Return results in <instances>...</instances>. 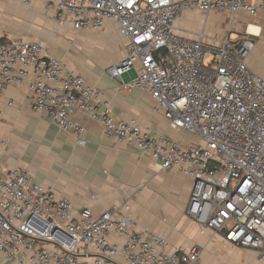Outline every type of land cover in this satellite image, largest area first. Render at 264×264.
Wrapping results in <instances>:
<instances>
[{"label": "built area", "instance_id": "2783aa9c", "mask_svg": "<svg viewBox=\"0 0 264 264\" xmlns=\"http://www.w3.org/2000/svg\"><path fill=\"white\" fill-rule=\"evenodd\" d=\"M39 1L52 8L57 32L113 28L124 57L108 74H131L120 87L148 93L172 129L199 143L184 146L145 134L134 118L116 120L101 91L68 71L41 41L0 42V92L28 82L32 110L73 134L78 145H85L75 121L81 114L162 171L181 173L192 181L186 217L201 233L254 251L264 264V77L246 63L254 43L246 35L206 43L175 28L192 11L205 18L214 12L264 18V0ZM4 146L0 141V264H199L200 247L173 249L164 236L139 227L127 203L99 214L76 209L25 170L5 171Z\"/></svg>", "mask_w": 264, "mask_h": 264}, {"label": "crops", "instance_id": "0c3cea01", "mask_svg": "<svg viewBox=\"0 0 264 264\" xmlns=\"http://www.w3.org/2000/svg\"><path fill=\"white\" fill-rule=\"evenodd\" d=\"M252 27L257 29L256 35L250 33ZM175 28L181 37L196 40L202 35L206 43L226 38L234 43L239 36H248L255 49L246 60L247 66L264 77V51L256 45L264 38L261 13L251 18L242 12L235 16L214 12L205 18L192 11L183 14ZM15 39L43 42L68 71L101 91L100 98L110 105L116 120L134 118L145 134L166 136L184 146L199 143L197 138L190 142L192 136L172 129L162 112L155 110L156 103L148 93L120 87L131 74L120 78L108 74L107 70L124 57L123 41L113 28L57 32L52 8L47 9L41 1L31 0L26 8L19 0H0V42ZM75 121L82 127L84 146L77 144L73 134L60 131L32 110L28 82L1 91L4 170H25L32 182L51 190L57 198L70 200L76 209L90 207L99 214L127 203L129 217L139 227L167 238L173 249L200 247L199 264H260L254 251L237 248L209 231L201 233L199 226L186 217L190 179L174 170L162 171L140 151L105 137L102 126L87 116L80 114Z\"/></svg>", "mask_w": 264, "mask_h": 264}, {"label": "rangeland", "instance_id": "374dc122", "mask_svg": "<svg viewBox=\"0 0 264 264\" xmlns=\"http://www.w3.org/2000/svg\"><path fill=\"white\" fill-rule=\"evenodd\" d=\"M257 19V18H256ZM260 23V22H259ZM234 35V34H233ZM232 35V36H233ZM257 41V40H256ZM256 45L258 46L259 45V48H261L262 49V51H264V38L263 39H259L258 40V42H256ZM117 47H119V45L117 46ZM254 49H255V46H254ZM193 137V139H190L189 141L191 142V141H193V142H196V138L198 139V141H199V138L197 137V136H194V135H190V137Z\"/></svg>", "mask_w": 264, "mask_h": 264}, {"label": "bare ground", "instance_id": "6f19581e", "mask_svg": "<svg viewBox=\"0 0 264 264\" xmlns=\"http://www.w3.org/2000/svg\"><path fill=\"white\" fill-rule=\"evenodd\" d=\"M250 30V33L251 34H255L256 35V32H257V29H255L254 27H252L251 29H249Z\"/></svg>", "mask_w": 264, "mask_h": 264}, {"label": "water", "instance_id": "95a60500", "mask_svg": "<svg viewBox=\"0 0 264 264\" xmlns=\"http://www.w3.org/2000/svg\"><path fill=\"white\" fill-rule=\"evenodd\" d=\"M222 234L226 235L227 233L225 231H222Z\"/></svg>", "mask_w": 264, "mask_h": 264}]
</instances>
